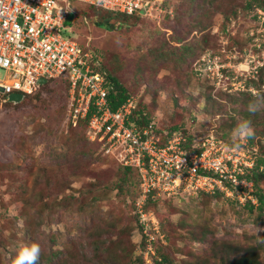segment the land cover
Returning a JSON list of instances; mask_svg holds the SVG:
<instances>
[{"label": "rangeland", "instance_id": "374dc122", "mask_svg": "<svg viewBox=\"0 0 264 264\" xmlns=\"http://www.w3.org/2000/svg\"><path fill=\"white\" fill-rule=\"evenodd\" d=\"M160 3L152 16L99 25L113 14L73 1L68 30L101 55L161 141L179 126L173 131L192 144L213 139L244 172L264 152V0ZM250 103L260 107L250 112ZM68 106L59 78L16 102L0 98V264H12L21 242L41 245L38 264H230L262 239L264 216L237 191H178L147 204L143 213L163 237L146 243L135 221V175L102 155ZM241 119L251 121V141L228 151Z\"/></svg>", "mask_w": 264, "mask_h": 264}, {"label": "built area", "instance_id": "2783aa9c", "mask_svg": "<svg viewBox=\"0 0 264 264\" xmlns=\"http://www.w3.org/2000/svg\"><path fill=\"white\" fill-rule=\"evenodd\" d=\"M70 1L0 0V98L13 92L36 91L41 77L46 82L59 78L67 83L70 120L75 123L92 109L87 122L88 139L99 141L105 154L138 171L141 200L135 203L136 213L141 234L149 245L161 238L159 222L154 225L143 213L150 192L151 197H157L178 191L191 194L220 189L231 196L234 191L229 184L242 186L238 195L254 201L250 194L252 182L238 180L236 173L242 171L236 159L234 164L232 155L220 152L221 146L217 142L215 146L213 139L206 137L201 145L193 143V148H202L200 152H189L184 147L187 138L179 129L162 142L153 121L141 129L130 121L136 108L132 96L111 110V86L97 53L63 33L69 29L65 24L69 14L74 16ZM77 1L128 15L152 16L155 9L161 10L158 0ZM243 197L238 196L240 201Z\"/></svg>", "mask_w": 264, "mask_h": 264}, {"label": "trees", "instance_id": "16d2710c", "mask_svg": "<svg viewBox=\"0 0 264 264\" xmlns=\"http://www.w3.org/2000/svg\"><path fill=\"white\" fill-rule=\"evenodd\" d=\"M73 1L79 2L77 0H71L70 1V6H71V3ZM80 3H82V2H80ZM164 3H165V1H164ZM82 4H85V5H87L89 7H92V8L102 9V10H105V12H107V13H112L113 14V15L104 16V18H105L104 21L98 23L99 25H103L104 23H106L108 21V19L111 18L112 16L113 17L116 16L115 19L117 21H120V18L118 16H120V17H122V16L123 17H135V16H138V15H134V14L133 15H128V14H125V13H120V12L107 10V9H104V8H102L100 6H96V5H90V4H86V3H82ZM263 6H264V3L262 4V7ZM71 9H72V7H71ZM70 14H72V13H70ZM69 19H70V17L68 18V21L65 23L68 26H70ZM63 33H64V35L66 37L73 38L71 36V32L69 30H65ZM92 50L95 53L97 52L95 49H92ZM97 55H98L99 60L101 62L102 70L105 71L106 81H107L108 85L111 86V89H110V92H109V95H108L110 108H111V110H115V109H117V107H119L121 105V103H123L129 96H131V94H129L127 89L120 83V81L116 78V76H114L110 71H108V69L105 67V65H104V63L102 61L101 55L98 52H97ZM51 81H53V80H51ZM65 84H66V87L68 88V84L67 83H65ZM91 113H92V109L89 110V112L87 113L85 118H80V119H78L76 121V122H78V121L84 122L86 138H88L87 137L88 136L87 135V122H88V119H89ZM68 117L70 119V115ZM129 118H130V121L132 122V124L136 125L140 129L142 127H144V126H147L150 122H152L151 119H149L145 114L142 113V111L136 110V109L133 110V112H132V114L130 115ZM178 127H173V129L168 130V132H164V134H162V135L160 134L162 136V139H163L162 142H165L167 137H170V135L173 132V130L175 128H178ZM180 128H182V127H180ZM231 128H233V127H231ZM157 130L158 129L155 126V131L158 132ZM182 130H183V128H182ZM184 135H185V133H184ZM187 137L188 136L186 135V138ZM248 138L251 141L252 135L250 137H248ZM92 142L95 143L99 147V150H100V144L101 143L99 141H97V140H93ZM190 142L191 141L188 142V139H187V142L184 145V147L189 152H200L202 150V148L197 149V148H193V147H192V149H190L189 145H192V142L191 143ZM100 152L102 153V155L107 156L101 150H100ZM114 161L122 168L124 176L126 174L135 175V180L137 182L138 190H139L140 189L139 188L140 176H139L138 171L136 170V168L132 167V166L122 165L119 162H117L115 159H114ZM262 166H264V152H263L262 156L259 157L256 160V163H255V165L253 167H251L249 169L246 168L244 172L242 171V173H236V177L238 178V180H246V181L252 182V184H253L252 186L254 187V189H252L250 194L254 198V201L246 198V200L244 202V206H246V208H247V210L249 212H252V211L256 210L258 212V215H260V216H264V189H263L262 185H260L261 181H263V179H264V169L262 168ZM227 186L229 188L233 189L235 194H237L236 191H241L242 188H243L242 186L241 187L233 186V185L230 186L229 184ZM152 193L153 192H150L146 196V199H145V202H144V205H143L144 210H146V211H148L147 204L149 203V201H152V197H151ZM196 193H198V192H196ZM199 193L200 194L210 195L212 198H218V197L221 196V194L223 195L224 192L221 191L220 189H214L213 192L199 191ZM139 194H140V190H139ZM254 203H256V204H254ZM132 209H133V205H132ZM134 210H135V221L137 222V226H138L139 230L142 231V227L138 223V215L136 213V206L135 205H134ZM203 231H205V230H203ZM159 233H161V232L159 231ZM141 235H142L143 240H145V235H143V234H141ZM160 235H161V238H162L163 235L162 234H160ZM201 235H202L201 239L204 240L203 238L205 236V232H202ZM159 238L160 237H157L155 239V241H157ZM155 241H153V242H155ZM145 242H146V240H145ZM262 249H264V233L262 234V239L259 242H257L254 246L253 245L250 246V247L246 246V249H243V251L239 255H237L236 257H234L230 261L231 262L230 264H264V261L260 260V253H259V251L262 250ZM226 254L228 255V253H226ZM162 260L165 261L166 257L163 256ZM159 264H160V262H159Z\"/></svg>", "mask_w": 264, "mask_h": 264}, {"label": "clouds", "instance_id": "9594fccd", "mask_svg": "<svg viewBox=\"0 0 264 264\" xmlns=\"http://www.w3.org/2000/svg\"><path fill=\"white\" fill-rule=\"evenodd\" d=\"M259 107L260 105L258 104L250 103L248 111L255 112ZM251 135H253L251 121L247 119L239 120L235 127L231 130L229 137L230 143L225 145L226 150L232 151L233 149L239 148L240 142ZM41 253L42 248L38 242H21L17 248V253L12 261V264H38Z\"/></svg>", "mask_w": 264, "mask_h": 264}, {"label": "water", "instance_id": "95a60500", "mask_svg": "<svg viewBox=\"0 0 264 264\" xmlns=\"http://www.w3.org/2000/svg\"><path fill=\"white\" fill-rule=\"evenodd\" d=\"M46 82V79L45 78H39L38 79V83L40 85L44 84ZM23 97V94L22 93H17V92H13V93H9L6 95V100L8 101H18L20 100L21 98Z\"/></svg>", "mask_w": 264, "mask_h": 264}]
</instances>
